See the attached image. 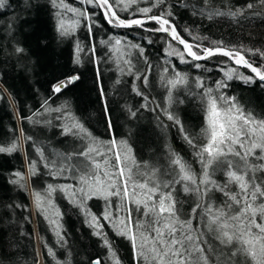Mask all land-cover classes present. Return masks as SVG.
Listing matches in <instances>:
<instances>
[{"label":"trees","instance_id":"trees-1","mask_svg":"<svg viewBox=\"0 0 264 264\" xmlns=\"http://www.w3.org/2000/svg\"><path fill=\"white\" fill-rule=\"evenodd\" d=\"M12 2L11 6L17 7L15 19H7V8L10 4H7L6 9H0V21H3V26L0 27V146H9L15 142L17 151L11 154L0 153V262L93 264V261L100 259L101 264H106L104 244L83 215L70 204L58 188L49 198L52 207L61 214L57 222L63 240L55 243L52 249L54 256L48 254L47 246L50 244L37 211L33 217L28 188L24 184V191L21 192L19 183L13 186H16L13 190L8 185L9 170L13 165L21 167L20 143L22 142L29 167L31 190L48 194V185L53 186L54 180L48 177L45 162L48 159H57L58 156L55 151L49 150L56 148L61 154V150L70 146V141L73 142L72 136L61 137V134L64 135L65 126L84 122L96 133H103V137L110 141L111 131L107 127L105 106L111 121L113 139L121 140L125 137L130 145H133L138 159L148 161L163 172L170 153L175 152L174 146L171 147L170 144L175 145L178 140L177 126L167 119L164 110L167 109L175 115L180 112L177 111V88L167 89L164 76L175 79L177 72L184 71L195 81L197 79L192 76L201 74L189 66H181L174 55L170 57L167 54L169 45L176 48L180 46L172 41L168 42L165 34L145 31L157 28L155 22H147L143 28L119 29L107 22L99 8H82L75 0H65V3L73 8L79 6L80 9L86 10L91 18L81 19L82 25L76 31L77 35L69 34L72 39L68 41L60 39L57 33L58 17L48 0ZM152 3L153 0H138L136 7H150ZM193 6L192 0H165L164 4L153 8L149 15L171 11L173 15L168 19L188 43L201 47L214 48L219 45L259 50L254 55L247 52L244 54L256 66L264 64V57L260 55V52H264V8L259 7L255 15L244 14L235 18L213 16L209 19L194 10L188 12ZM121 9L122 5L114 9L121 19L144 17L138 11L128 16L127 13L121 12ZM89 26L92 27L91 35L88 32ZM115 36L140 43L144 50L143 54L140 53L141 56L131 61L134 69L130 74L121 73L115 67L114 57L109 51ZM11 40L25 50L17 57L12 56ZM78 44L83 48V63L80 66L71 62V46ZM193 50L199 51V48L194 47ZM199 64L202 65L201 72L215 80L221 79L224 71L229 68H236L244 76H250L247 68L234 66L226 57L220 55L203 60ZM165 69L169 70L167 75ZM74 75H78L79 79L53 98V86ZM145 75L147 86L143 82ZM226 83L228 86L224 90L225 95L237 97L246 109H252L258 116L264 115V91L260 88L261 84L245 83L235 76ZM191 84L193 85L188 84L185 92H189L186 97L194 104L185 109L181 117L185 125L195 128L198 115L205 116L204 102L201 98L202 92L195 90L194 86L192 89ZM170 89L171 104L168 99ZM137 90L142 95H137ZM145 96L147 100L144 99ZM47 101L49 104L37 113V108ZM137 107H144L146 111L139 113ZM17 120L20 122L19 127ZM50 127H54V130ZM36 147L45 152L48 159L45 156L42 158ZM61 156L64 158L63 153ZM32 163L35 164V174L30 172ZM89 203L86 204V210L92 211V215L98 218L99 213L95 205ZM122 246L117 247L119 253L124 251ZM124 252L128 256L129 250Z\"/></svg>","mask_w":264,"mask_h":264},{"label":"snow or ice","instance_id":"snow-or-ice-1","mask_svg":"<svg viewBox=\"0 0 264 264\" xmlns=\"http://www.w3.org/2000/svg\"><path fill=\"white\" fill-rule=\"evenodd\" d=\"M81 2L103 9L105 19L113 27L143 28L145 23L155 22L158 25L157 28L145 29V31L167 33L172 40L183 45V50L171 48V51L167 53L170 56H177L181 63L188 62L185 60V54L193 61L206 60L220 55L227 57L238 66L248 68L254 74L244 76L236 68H229L224 71L226 80H232L235 76L245 83H253L257 78L264 81V64L256 66L244 54L247 52L254 55L259 50L236 49L219 45L214 48L194 46L180 36L176 26L168 19L173 15L171 11L149 15L153 8L164 4L165 0H153L150 7L138 8L139 13L146 19L128 20L119 18L114 9L123 3L122 10H127L133 4L138 3V0H81ZM258 2L264 4V0H258ZM51 3L53 7L70 12L74 16L89 18L86 10L70 7L65 0H59V3L57 0H51ZM204 3L207 5L208 0H204ZM6 4L7 0H0V9H3ZM253 7L254 5L249 3L245 8L228 13L217 9L209 11L208 18L223 15L235 18L243 16L245 10ZM200 14H203V11ZM57 15L60 13L58 12ZM79 23L77 19L72 22L70 28H66L64 21L61 20L58 31L62 36L69 35ZM88 32L91 35V26L88 27ZM194 39H200V37H194ZM120 44L121 40H115V45ZM194 47L199 48V51H194ZM82 50L78 44L74 61L77 64L80 63L79 53ZM24 51L22 47L16 48L17 53ZM92 51L95 52L94 47ZM143 51V48H140L141 54ZM260 55L264 57V52H260ZM125 62L130 63V61ZM195 67L200 68L202 65L196 64ZM164 71L167 72V69ZM78 79L79 76L76 75L57 82L53 86V92H61ZM186 83V76L181 73H176V78L168 81L171 89ZM144 84L147 86V76L144 77ZM196 86L204 88L203 81L198 79ZM227 86L224 79L216 83L217 90ZM171 89L168 97L169 104L172 103ZM212 93L211 88H206L201 94L204 102L205 123L199 134L190 132L177 115L167 109L164 110L167 119L178 126L182 138L193 149L194 155L201 164L199 177L182 156L172 152L163 172L153 166L149 172L140 173L145 176L143 181H137L134 179L132 168L127 166V162L131 161L137 168L142 165L130 155L131 149L127 147L126 142L118 143L113 139L106 144L98 141L91 137V134L79 122L65 126V134L80 135L81 139L88 138L90 143L85 145L82 151L73 152L67 156V159L73 156L84 157V161H87V163L80 162L83 164V169L80 170L77 182L81 187L73 191V185H66L62 186L60 191L65 192L71 203L79 206L85 210L86 215L92 217L90 226L97 229L96 235H101L102 225L96 216L86 210L84 204V200L92 197L103 198L106 201L103 219L112 223L119 235L127 236L132 241L133 248L137 250V256L142 258L146 264H209L208 254L215 251L206 239L209 234L225 246L216 256L217 264H264V176L257 175V173L264 172V115L258 116L252 109H246L236 97L223 94L214 96ZM137 95H142V93L137 90ZM144 99L147 100V97L145 96ZM132 114L135 115V113ZM28 139L31 138L28 137ZM201 139L203 143L200 142ZM121 145L126 149L123 154L116 150ZM14 151H17L15 142L9 146H0V153L11 154ZM37 152L44 158L42 150L38 148ZM98 157H103V159L100 160ZM52 164L54 166L55 161ZM143 167L147 168L148 165L145 163ZM217 170L223 171L227 178L225 182L221 183L213 178ZM64 171V167L59 168V172ZM30 172L35 174L34 163L30 164ZM14 175L17 179L11 181L13 184H18L25 179L19 172ZM178 184L183 192L195 193L199 197L187 216L181 212L183 202L174 195ZM230 185H235L236 190L233 191ZM55 190L52 185H48L49 197ZM214 191L226 197L221 205L214 206L211 203L213 196L210 193ZM76 192L83 195L82 200L76 199ZM34 195L37 210L43 211L40 193L37 192ZM112 197H116L120 203L113 204ZM205 198H207V203H205ZM258 200L259 203H257ZM129 204L135 205L134 210L144 216L147 221L146 224L139 219L136 221L135 227L140 230L138 248L137 235L129 227L132 224L133 211L128 208ZM113 207L118 211H127V216L113 222ZM141 209H143L142 212ZM56 214L59 215V212L57 211ZM193 220L197 221L196 227L193 226ZM51 223L56 224V235L63 240L59 231L60 225L56 220H52ZM201 225L205 231H201ZM102 239H104L105 246L110 249V258L114 260V264H119L106 236H102ZM48 254L54 256L52 249H48ZM93 264H101L100 259L93 261Z\"/></svg>","mask_w":264,"mask_h":264},{"label":"rangeland","instance_id":"rangeland-1","mask_svg":"<svg viewBox=\"0 0 264 264\" xmlns=\"http://www.w3.org/2000/svg\"><path fill=\"white\" fill-rule=\"evenodd\" d=\"M76 2H78L77 4H80L82 8H86V7H93L92 5H89L87 3H82L81 0H75ZM194 3V8L193 9H188V12L190 10H194L198 13H201V11H203V15L208 16V12L209 11H214V10H220L222 12L228 13L230 11H236L237 9H241V8H245V6L249 3L253 4L254 7L250 10H245L244 14H250V15H255L258 8L262 7L264 8V4H260L258 2V0H208L207 5L204 3V0H192ZM12 0H7V4H10L9 7L7 8V10L9 9V14L7 16V19H15L16 16L14 15L17 7L15 6H11ZM48 2H50V5H52L51 0H48ZM13 3V2H12ZM57 3H59V0H57ZM6 6L2 9H6ZM88 5V6H87ZM120 5H122V9L124 8L123 3H121ZM70 6V5H69ZM71 7V6H70ZM16 8V9H15ZM74 8L80 9L79 6H75ZM53 9L56 11V16L58 17V25H57V33L60 37V39H64V40H68V39H72L71 35H65L62 36L60 34V32L58 31V27H59V22L61 20L64 21L65 23V27L66 28H70L71 24L73 21L79 19V21H81V19H84L85 17L83 16H74L72 13L67 12L65 10L59 9V8H55L53 7ZM121 12L123 13H127L128 16L133 15L134 13H136L138 10V7H136V3L133 4L130 8H128L127 10H122ZM82 10V9H80ZM84 11V10H82ZM60 13V15H57V13ZM139 12V11H138ZM88 17L90 18L89 14L87 13ZM104 16V15H103ZM10 17V18H9ZM220 17V16H218ZM223 17H231L228 15H223ZM89 18H85L86 20H89ZM91 19V18H90ZM134 19H138L134 18ZM91 22V21H90ZM81 22L79 23L78 26H76L74 28V30L70 31V34L74 33V35L76 34V31L81 27ZM3 26V21H0V27ZM8 31L10 32V30L8 29ZM77 35V34H76ZM168 42H170V38L168 36H166ZM114 40V43L111 47H109V51L111 52V54L114 57L115 60V67L121 72V73H125V74H130L131 70L133 71L134 69V65L133 62H131L132 60L134 61L135 58H137L140 55V48L141 45L140 43H135L133 41H128L124 38L121 37H113L112 38ZM121 40V44L120 45H115V40ZM12 43L10 44V49H11V53L12 56L17 57L22 53H17L16 52V48L17 47H21L19 46V44H17L14 40H11ZM69 41V40H68ZM140 46H139V45ZM134 46H138V47H134ZM171 47L167 48V53L169 52L168 49L171 51V48H176V47H172V45H169ZM81 47V45H80ZM82 48V47H81ZM83 49V48H82ZM179 50H182L181 48H176ZM71 50H72V56H71V62L72 64H77L75 63V58H76V54H77V45H73L71 46ZM80 55V63L77 64L78 66L81 65V63H83L82 58L83 57V50L79 53ZM175 56V55H174ZM169 57V56H168ZM170 57H173V55H171ZM177 58V63L180 64L181 66H189L191 67L193 70H195V72H197L198 74L200 73L201 75H197V76H192L193 79H199L202 80L204 83V88H198L196 86V82L197 80L193 81L192 79H190L191 77L186 74L184 71L183 72H177V73H181L182 75L186 76L187 79V83L184 85H180L177 87V111L179 110L180 112H177V116L179 117V119L181 120V122L184 124L183 119H182V114L184 113V110L189 108V106H191V104H194L192 101L189 102V98L187 99V93L189 92H185L188 89V84L189 83H193V85L191 84L190 86H192L191 88L193 89V86L195 88V90H197L198 92H204V90L206 88H209V86H211L212 90H213V95L214 96H219L221 94H224V90L225 88H221L219 90L216 89V83L222 79L226 81L225 77H224V73L222 74L221 79L219 80H215L211 77H209L206 73H202L201 70L202 68H197L195 67L196 64H199L193 60H191L190 58H188V56L185 54V60L188 61L187 63H181L179 58L177 56H175ZM125 61H130V63H126ZM164 62V61H163ZM231 62V61H230ZM232 65H234V63L231 62ZM169 72V70L167 72H165V74L167 75ZM75 76V75H74ZM146 76V75H145ZM144 76V77H145ZM159 76V75H158ZM162 76V75H161ZM252 76V75H250ZM72 77V76H71ZM166 78L165 83H166V88L169 89L171 88V86L168 84V81L171 78H167L166 76H164ZM157 79V78H156ZM174 79V78H173ZM190 81V82H189ZM143 82H144V78H143ZM255 82H257L255 80ZM259 83V82H257ZM261 85H264L262 83H259ZM165 87V85H163ZM100 87V86H99ZM263 91H264V86L260 87ZM100 90V88H99ZM223 91V92H222ZM57 93L53 92V98L56 96ZM101 96H103L101 94ZM225 96L228 97H235V96H229L228 94H226ZM237 99V97H236ZM10 101V100H9ZM238 101V99H237ZM11 102V101H10ZM102 102L104 105V98L102 97ZM12 104V102H11ZM47 104H49V102H45L43 104V106L37 108V113L38 111H41L44 106H46ZM13 105V104H12ZM134 106V105H133ZM137 111L139 113H143L144 111H146V109L143 107L141 109H139L138 107L136 108ZM104 110H105V117L107 120V127L109 128V130L111 131V138L110 141L113 140V136H112V126H111V121L110 118L106 112L105 106H104ZM146 114V113H145ZM205 114V113H204ZM46 116H48L49 114H44ZM198 124L196 125L195 128H191L188 125H185V127L193 133L199 134L200 129L204 126L205 123V116L201 117V115H198ZM83 125V127L85 129H87V131L91 134V137H94L96 140L98 141H103L107 144V141L103 136V133H96L94 134V131L89 127V125H86L84 122L80 123ZM17 125L19 127L20 122L19 120H17ZM50 129L53 131L54 127H50ZM65 129V128H64ZM75 131V130H74ZM63 134H61V137H74L71 138L73 139V142H69L68 147L62 149V153L64 155V158H62L63 156H61L60 152L55 148V150L50 149L49 152H54L57 156V159H53V160H49L48 157L45 155V152H43L44 156L48 159L47 162H45L46 165H48V167H46V172L47 175L50 179L54 180L53 181V187L57 190V188L60 190V188L62 186H66V185H73V191L79 187H81V185L77 182V178L80 175V170L83 169V164H81V161H84V157H72L71 159H67L68 154L73 153V152H78V151H82L85 143L88 144V142L90 143V140L88 138H84V141H81L83 139H81L80 135H73V134H65L64 130H63ZM49 135L51 137V134L49 132ZM19 137L21 139V132L19 130ZM177 144L175 143V145L170 144L171 147H173V149L175 150V153H178L180 156H182L192 167L194 173L197 174V177H199V173L201 171V164L199 163L197 157L194 155V151L193 149L184 141V139L182 138L181 133L178 131V126H177ZM56 137H55V141H56ZM76 140V141H75ZM79 143H76V142ZM118 143L120 141H124L126 142V145L128 148L131 149V153L130 155L137 161V163L141 164L142 167L137 168L135 165L132 164L131 161L127 162V166L132 168L133 171V175H134V179L137 181H143L145 179L144 175H141L140 173L142 172H149L151 170V168L153 167L152 164H150L148 161H144L142 159H138L135 155V150L134 148L130 145L129 141L124 137L121 140H116ZM201 143H203V139H201L200 141ZM58 144V142H57ZM59 144L62 145L61 142H59ZM86 144V145H87ZM177 145V147H176ZM21 146V155H22V162H21V167H17L15 165L12 166V168L9 170L8 172V176L9 181H8V185L11 186L10 188L16 189L15 187L13 188V186L15 184L11 183L12 180L17 179V177L14 175V173L19 172L21 173L25 179L21 180L19 182L20 184V191L23 192L24 191V184L25 186L28 188V192L30 195V203H31V209H32V214L33 217L35 216V212H38V216L42 222V227L45 229L46 232V238L49 241L50 246H47V250L53 249L54 245L56 242L60 241V238L56 235V224L51 223L52 220H56L58 221V219L61 218V214L59 213V215H57V210L54 209L52 207V203L51 200L49 198V195L46 194V192L41 191L40 195L42 197V205L41 208L43 209V211H38L36 206H35V195L34 191L31 190L30 186H29V167L28 164L26 162L25 159V155H24V150H23V145L22 142L20 143ZM38 148L36 147V150ZM118 151L121 152V154H123L126 149L123 145H121L118 149H116ZM38 153V152H37ZM98 159L102 160L103 157H98ZM55 161V165L53 166L52 162ZM86 163V161H84ZM114 162V161H113ZM147 164L148 167L145 168L143 167L144 164ZM60 167H64L65 171L64 172H59V168ZM258 176H264V172H260L257 173ZM215 180L223 183L226 181V176L223 174L222 170H217V172L215 173L214 177ZM230 188L235 191L236 190V186L235 185H230ZM176 189L177 192L174 194L179 200H181L183 202V206L181 209V212L187 216L188 214L191 213V209L194 207L195 203L198 201L199 197L195 194V193H185L182 191L181 186L178 184L176 185ZM129 191H131V189H129ZM62 193L64 194V196L67 198V200L70 202L69 200V196L62 191ZM210 195L213 196V200L211 201V203L214 206H218L221 205L223 203V201L226 199V197L223 196L222 193L220 192H213L210 193ZM76 199L82 200L83 199V195L80 192H76ZM97 201V203L95 201ZM111 201L113 204H119L120 201L116 198V197H112ZM91 202L92 204L95 205V209L97 211V213H99V221L100 224L102 225V228L100 229L101 235H99V239L101 240L102 244H104V239H102V236H106L107 240L109 241V244L111 245V250L115 252V258L119 261V264H146V262L137 256V250L133 248V244L132 241L127 237V236H123V235H119L117 233V231L113 228L112 223H110L109 221H106L103 219V213L105 211V207H106V201L103 198H98V197H92L91 199H87L84 200V204L86 205L87 203ZM207 198H205V203H207ZM260 201L258 200L257 203H259ZM70 204L72 206H74L84 217L85 221L88 223V225L90 226V221H91V216L86 215L85 210L81 209L79 206L73 204L70 202ZM90 204V203H89ZM179 207V205H178ZM128 208L133 209L132 211V224L129 225V227L132 229V232L135 233L137 235V248L139 247L140 244V230L137 229L135 227L136 221L137 219H139L142 223H147L146 218L142 215H140V213H137L134 209H135V205L133 204H129ZM143 211V209H141V212ZM199 213V209L197 210ZM90 212V211H88ZM112 212H113V222H115L116 220H118L119 218H124L127 216V211H118L115 207L112 208ZM92 214V211L90 212ZM257 219L259 220V217H257ZM33 221L34 218H33ZM58 223V222H57ZM193 226L196 227L197 226V221L193 220ZM91 227V226H90ZM93 232L96 233L97 229L94 227H91ZM201 231H205V229L203 228V226H200ZM206 239L209 241V243L214 247L215 251L213 253H209L208 254V258H209V264H217L216 262V256L220 253V251L222 249L225 248V246L221 245L220 242L218 240H216L212 235H208L206 237ZM66 240V238H65ZM129 243V244H128ZM125 244V245H124ZM124 245V246H122ZM122 246L125 250H129V254L127 256L126 252L122 251V253H119V251L117 250V247ZM104 247L106 249V264H114V260L110 258V249L108 246ZM207 251V249H206ZM130 258V259H129ZM42 264V263H39Z\"/></svg>","mask_w":264,"mask_h":264},{"label":"water","instance_id":"water-1","mask_svg":"<svg viewBox=\"0 0 264 264\" xmlns=\"http://www.w3.org/2000/svg\"><path fill=\"white\" fill-rule=\"evenodd\" d=\"M101 11H102V13H103V9H101ZM138 19H146L145 17H142V18H138ZM117 28H119V27H117ZM131 28H136L135 26H133V27H131ZM119 29H129V28H119ZM161 33H163V34H165L166 36H168L170 39H171V37L167 34V33H164V32H161ZM172 40V39H171ZM172 41H174L175 43H177V41H175V40H172ZM187 42V41H186ZM178 44V43H177ZM179 46H180V48L183 50V45H180V44H178ZM188 58H190L191 59V57H189L188 56ZM227 58V57H226ZM228 59V58H227ZM192 60V59H191ZM203 60H201V61H195V62H197V63H201ZM230 61V60H229ZM232 63H234L233 61H231ZM234 66H238V65H236L235 63H234ZM238 67H242V66H238ZM243 68H245V67H243ZM248 69V68H247ZM249 70V69H248ZM249 72H250V70H249ZM250 75H254L253 73H251L250 72ZM256 81L257 82H259V83H262V84H264V81H260L258 78L256 79Z\"/></svg>","mask_w":264,"mask_h":264},{"label":"flooded vegetation","instance_id":"flooded-vegetation-1","mask_svg":"<svg viewBox=\"0 0 264 264\" xmlns=\"http://www.w3.org/2000/svg\"><path fill=\"white\" fill-rule=\"evenodd\" d=\"M100 9V8H99ZM101 10V9H100ZM102 12V11H101ZM103 14V13H102ZM171 40V39H170ZM172 41V40H171ZM172 42H174V41H172ZM175 43V42H174ZM177 44V43H176ZM238 67V66H237Z\"/></svg>","mask_w":264,"mask_h":264}]
</instances>
